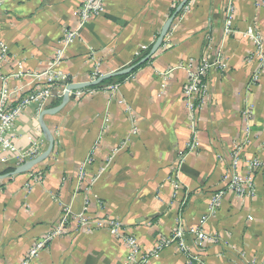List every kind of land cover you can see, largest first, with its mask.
I'll return each mask as SVG.
<instances>
[{"label": "crops", "instance_id": "0c3cea01", "mask_svg": "<svg viewBox=\"0 0 264 264\" xmlns=\"http://www.w3.org/2000/svg\"><path fill=\"white\" fill-rule=\"evenodd\" d=\"M182 1L107 0L104 14L79 29L55 71L73 83H83L94 62L102 75L129 67L141 46H152ZM260 1L264 0H189L160 49L117 91H95L44 118L54 139L50 156L30 172L0 179V264H21L33 243L61 223L65 231L32 264L125 263V243L106 228H84L77 221L84 210L78 168L91 152L86 165V185L92 184L86 216L119 220L141 253L168 239L176 219L188 229L208 215L209 199L224 188L221 176L236 145L241 148L238 175L246 174L249 160L264 163V67L253 83L250 78L258 62L248 61L252 45L243 36L247 30L259 33L264 47V8L256 6ZM229 5L233 33L225 36ZM77 8V0H18L0 9V43L8 47L0 75L10 77L11 92L25 93L40 83L34 75L50 67L62 48L64 31L77 28ZM189 57L226 65L224 71L210 70L206 102L194 129L182 98L183 65ZM18 70L27 76L12 78ZM160 75L167 78L163 94ZM245 111H251L247 121ZM38 117L30 107L16 120L13 135L20 152L42 140L46 150ZM194 134L199 147L176 165ZM11 165L13 160L0 161V176L7 175ZM176 166L182 190L174 198L166 179ZM32 173L40 176V183L30 180ZM26 184L32 185L28 194ZM254 190L252 199L225 193L216 216L204 226L216 236L214 242L197 248L187 240L190 257L168 244L147 264L264 261V164L254 173Z\"/></svg>", "mask_w": 264, "mask_h": 264}, {"label": "built area", "instance_id": "2783aa9c", "mask_svg": "<svg viewBox=\"0 0 264 264\" xmlns=\"http://www.w3.org/2000/svg\"><path fill=\"white\" fill-rule=\"evenodd\" d=\"M8 1L18 0H0V9ZM77 16L79 19L78 26L75 29L64 31L60 40L62 48L57 49L53 56L52 64L48 69L34 75L35 81L40 82L29 91L25 93H13L8 89V79L10 77H3L0 75V161L7 162L13 160V164L16 167L21 166L26 161L32 160L38 157L44 150L45 141L42 140L39 143L32 145L28 151L20 152L15 146V137L13 135L14 126L16 120L23 114V112L33 107L35 114L40 115L41 112L50 107L51 103L62 97L66 87L73 84L72 79L64 76L62 73L55 71L61 65L65 50L70 47L71 44L78 38L79 29L84 26L88 21L95 17H99L104 14L105 4L107 0H77ZM256 6L264 8V1H260ZM184 8L187 10L188 6ZM227 21L225 23L224 34L225 36L231 35L233 31L230 29V14L232 13V6L227 8ZM243 36L249 40L252 45V52L248 57V61L256 60L258 62V70L255 71L250 80L255 83L259 81L260 68L264 67V47L262 43V37L259 33L251 30H247L243 33ZM157 38V37H156ZM148 46H141L135 53V57L140 56L142 52H145ZM8 47L4 43H0V67L7 60ZM226 65L223 61L209 63L205 57H189L183 69L186 73V81L182 91V98L184 106L190 115L192 121V129L195 128V120L206 102L208 85L207 77L211 69L224 71ZM1 74V73H0ZM27 73L18 72L11 75L12 78H21L27 76ZM102 74L98 70L97 62H94V67L91 73L88 75L86 82H91L100 77ZM160 93L163 94L166 89V75H160ZM69 81V83H66ZM119 84L108 85L101 89H84L74 92L75 99H81L85 95L93 94L95 91H117ZM247 121L251 117V111H245L242 113ZM248 128V127H247ZM246 128V133L248 129ZM135 128L131 131L134 133ZM194 133V132H192ZM124 147V143L120 145V148L115 149L113 154L120 151ZM199 147V143L195 138V134L192 135L189 142L186 144L185 149L176 158V165H180L186 158L187 154L195 151ZM241 148L239 145L235 146L234 152L231 154V161L229 168L225 174L221 176L223 189H219L213 193L208 202V215L202 216L198 222L192 225L188 229H184L181 225L180 219L175 220L176 228L173 230L168 239L159 241L153 249L145 253H141L140 247L136 239L126 233L123 224L114 218L103 217H88L86 216V210L91 199V186L86 185V165L89 163L92 157V152L87 155L86 160L78 168V186L83 190V213L79 214L77 221L79 226L88 228L91 226L106 228L114 238L122 241L128 248V253L124 264H147L150 258H157L160 252L166 245L175 244L178 252L190 257V253L187 248V240H192V243L200 248L206 243L214 242L216 236L208 233L204 226L206 222L216 216L217 209L223 199L225 193L229 192L234 194L239 199H252L255 194L254 190V173L264 164L257 159L249 160L246 162V174L240 176L237 174V166L239 162V153ZM30 180L35 183H40V176L36 173L30 174ZM167 182L172 189V195L174 198L178 196V193L182 190V185L178 176L177 166L176 169H172L170 175L167 177ZM32 185L26 184L25 191L30 193ZM183 193L181 199L184 197ZM67 216V215H66ZM247 219L250 220L249 217ZM61 223L56 229L48 232L44 237L38 239L33 243L28 250L21 264H32L34 260L39 257V254L47 247V245L58 238L65 230ZM248 264H264V261L257 262L251 260Z\"/></svg>", "mask_w": 264, "mask_h": 264}, {"label": "water", "instance_id": "95a60500", "mask_svg": "<svg viewBox=\"0 0 264 264\" xmlns=\"http://www.w3.org/2000/svg\"><path fill=\"white\" fill-rule=\"evenodd\" d=\"M188 1L189 0H184L177 6L175 12L167 19V21L162 26L156 40L154 41V43L150 47L148 54L145 57H143L142 59H140L137 63H135L134 65H131L127 68L101 75L100 77H98L97 79H95L94 81H91V82L73 83V84L68 85L66 87L64 94L61 97L60 103L57 106L50 107V108L43 110L38 117L39 126H40L42 132L44 133L45 139L47 141L46 150L43 153H41L38 157H36L32 160L26 161L21 166L16 167L11 173H9L5 176H0V179L25 174L27 172H30L33 168H35L40 163L44 162L50 156V154L53 150V147H54L53 136H52L50 130L48 129V127L46 126V124L44 123V118L45 117H52V116H55L58 113H60L63 110V108L70 101H73L75 99V96H74L75 91L93 88V87H96V86L103 84L107 80L117 78V77H121V76L130 75L137 68H139L143 64L147 63L156 54V52L160 49L165 37L167 36V34L171 28V25H172L174 19L182 11V9L184 8V6L186 5V3Z\"/></svg>", "mask_w": 264, "mask_h": 264}, {"label": "trees", "instance_id": "16d2710c", "mask_svg": "<svg viewBox=\"0 0 264 264\" xmlns=\"http://www.w3.org/2000/svg\"><path fill=\"white\" fill-rule=\"evenodd\" d=\"M174 11H175V9H172L171 14H172ZM171 14H170V15H171ZM149 50H150V47H148V49H147L145 52H142V53L140 54V56L135 57L134 60L132 61V64H131V65H134V64L137 63L140 59H142L143 57H145V56L148 54ZM149 61H150V60H149ZM149 61H148V62H149ZM148 62H147V63H148ZM147 63L143 64V65L140 66L139 68L143 67V66L146 65ZM131 65H130V66H131ZM139 68H137V69H139ZM137 69H136V70H137ZM136 70H135V71H136ZM128 76H129V75H127V76H121V77H117V78H113V79L107 80V81H105L103 84H101V85H99V86H96V87H93V88H91V89H101V88H103V87H105V86H108V85L120 84V83H121L122 81H124V79H126ZM66 83H69V81H66ZM60 101H61V97L58 98V99H56V100H54V101L51 103L50 107L57 106V105L60 103ZM14 169H15V167H12V166H11V167L7 168V169L5 170L4 173L9 174V173H11Z\"/></svg>", "mask_w": 264, "mask_h": 264}, {"label": "rangeland", "instance_id": "374dc122", "mask_svg": "<svg viewBox=\"0 0 264 264\" xmlns=\"http://www.w3.org/2000/svg\"><path fill=\"white\" fill-rule=\"evenodd\" d=\"M11 166H12V167H15L16 165L13 164V165H11Z\"/></svg>", "mask_w": 264, "mask_h": 264}]
</instances>
